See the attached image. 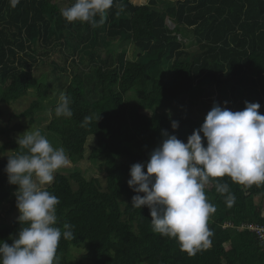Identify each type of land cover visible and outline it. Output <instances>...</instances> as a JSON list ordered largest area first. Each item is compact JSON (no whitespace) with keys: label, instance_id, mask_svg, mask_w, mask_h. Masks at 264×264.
<instances>
[{"label":"trees","instance_id":"trees-1","mask_svg":"<svg viewBox=\"0 0 264 264\" xmlns=\"http://www.w3.org/2000/svg\"><path fill=\"white\" fill-rule=\"evenodd\" d=\"M73 2L19 0L13 6V0H0V104L33 89L34 100L18 117L33 119L49 99L46 130L59 139L70 164L101 160L104 167V186L76 167L56 173L46 187L60 200L56 227L69 223L75 235L61 238L60 264H264L257 237L236 230L243 223L264 226V184L246 187L223 177L205 187L216 208L208 220L212 243L194 255L153 231L149 209L131 206L136 193L127 184L131 166L148 161L163 131L186 143L202 125L191 108L203 102L206 87L229 110L241 98L264 107V0H114L96 26L61 16ZM187 32L194 50L182 41ZM118 42L133 45V60L127 50L111 48ZM61 92L70 99V118L55 115ZM89 139L94 143L86 154ZM7 149L15 151L16 140L0 145V209L9 203L14 211L16 186L4 172L8 157L1 158ZM216 183L229 185L233 204ZM19 229L18 218H0V241L11 244ZM73 250L81 251L79 259Z\"/></svg>","mask_w":264,"mask_h":264},{"label":"clouds","instance_id":"clouds-1","mask_svg":"<svg viewBox=\"0 0 264 264\" xmlns=\"http://www.w3.org/2000/svg\"><path fill=\"white\" fill-rule=\"evenodd\" d=\"M17 3L19 0H13V6ZM113 3L74 0L61 10V16L68 22L96 26L103 23ZM69 105L70 99L61 92L55 115L70 118ZM259 109V103L245 102L239 111L214 103L186 143L163 131L161 143L148 161L131 166L127 184L136 193L131 206L149 209L154 232L174 238L182 251L194 255L212 243L208 220L216 208L208 201L205 187L223 177L246 187L264 184V114ZM90 120L85 117L86 123ZM177 127L178 122L173 121L171 128ZM16 144L13 155L7 156L4 172L8 183L16 186L20 229L11 244L0 241V264H60L57 248L61 238L71 241L75 235L69 223L62 229L56 227L60 200L45 186L70 160L65 149L54 147L39 129L18 135ZM215 188L227 194L229 205L235 202L227 183H216Z\"/></svg>","mask_w":264,"mask_h":264},{"label":"rangeland","instance_id":"rangeland-1","mask_svg":"<svg viewBox=\"0 0 264 264\" xmlns=\"http://www.w3.org/2000/svg\"><path fill=\"white\" fill-rule=\"evenodd\" d=\"M170 26V25H169ZM171 28V27H170ZM182 39V37H181ZM183 43L187 45V47L191 50H194L196 48V44L194 43L193 36L188 32L182 39ZM112 49L127 50V57L128 59L133 60L135 49L133 45L126 44V43H114V45L111 47ZM162 76L167 78V72L166 70L163 71ZM35 98V92L33 89L28 91L27 96L20 98L19 100L10 103L9 105H1L0 104V130L1 129H10V132L8 133V136H4L0 134V145L7 143L10 140H16L18 135H22L28 130H36L39 129L41 133L52 143L54 147H61L59 143V139L55 137L54 135L47 132L46 127L49 123V107L51 105L50 100H46L41 103L40 109L35 112L34 116L31 119L30 117L20 118L18 115L22 113L23 111L27 110L32 101ZM203 102H196L192 108L191 111L195 115V117L199 119H204L207 115V113L211 110L213 104H217L218 106H225L224 100L220 99V96L215 91V89L211 87H206V93L203 99L199 100ZM247 102L246 98L239 99L238 102H236L232 107V111H239L243 110L244 104ZM261 114H264V107H260L259 109ZM172 110H167L166 115H172ZM18 126L19 129L14 130L12 127ZM94 140L89 139L88 142L85 145V151L86 154L90 152V150L93 147ZM12 152L10 149H7L6 152L1 155V158H7V156H11ZM80 170V172L84 175L86 179L88 178H96L100 181L101 185L104 186V167L102 164V161L99 160L96 163H90L87 160H83L76 164V166H72L69 164L67 167L61 168L56 173H63V174H70V171L73 168H76ZM55 173V174H56ZM54 174V175H55ZM49 185H46L47 187ZM9 203H4L2 205V208L0 209V218L1 222L3 223H9L12 220H15L19 216L18 210L10 211L9 209ZM74 259H79L81 256V251H75L73 250L71 252Z\"/></svg>","mask_w":264,"mask_h":264},{"label":"built area","instance_id":"built-area-1","mask_svg":"<svg viewBox=\"0 0 264 264\" xmlns=\"http://www.w3.org/2000/svg\"><path fill=\"white\" fill-rule=\"evenodd\" d=\"M223 227L224 228L231 227V224L226 223ZM236 230L249 231V232L253 233L257 237L259 242L262 244V246L264 247V226L252 224V223H243V224H240L236 228Z\"/></svg>","mask_w":264,"mask_h":264},{"label":"water","instance_id":"water-1","mask_svg":"<svg viewBox=\"0 0 264 264\" xmlns=\"http://www.w3.org/2000/svg\"><path fill=\"white\" fill-rule=\"evenodd\" d=\"M166 23H167L168 25H170L171 28L174 27V25L172 24V22H171L169 19H166Z\"/></svg>","mask_w":264,"mask_h":264}]
</instances>
